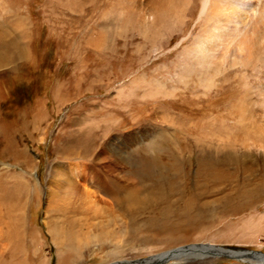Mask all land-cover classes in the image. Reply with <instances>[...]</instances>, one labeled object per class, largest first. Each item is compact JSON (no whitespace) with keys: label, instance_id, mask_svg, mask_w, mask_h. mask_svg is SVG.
Segmentation results:
<instances>
[{"label":"rangeland","instance_id":"374dc122","mask_svg":"<svg viewBox=\"0 0 264 264\" xmlns=\"http://www.w3.org/2000/svg\"><path fill=\"white\" fill-rule=\"evenodd\" d=\"M117 1L0 0V264H135L195 244L264 254V137L242 148L253 121L236 108L249 86L263 127V51L248 67L204 63L195 9L181 31ZM56 164L94 214L46 209ZM192 260L171 264H258Z\"/></svg>","mask_w":264,"mask_h":264},{"label":"bare ground","instance_id":"6f19581e","mask_svg":"<svg viewBox=\"0 0 264 264\" xmlns=\"http://www.w3.org/2000/svg\"><path fill=\"white\" fill-rule=\"evenodd\" d=\"M123 3L129 5L126 11L125 9L127 6L122 9V15L126 14L127 18L129 15H133L136 17L137 21L142 24L146 23L147 25L151 24L154 26V24L159 23L161 28L181 29V31L189 16L188 14L195 9L198 14L197 19L201 22L198 33L193 36V33L189 32L188 37H184L181 42L193 36L191 43H196L195 47L198 48V52L201 53L204 63L211 62L209 58L215 55V53H218V57H221L220 59L222 61L223 59L231 60L233 65L240 64L244 67H248L253 63L255 64V60L256 63L261 60L257 56V53L261 50L263 51V56H261V58L263 57L264 60V0H124L123 2L122 0H118L115 5L120 6ZM199 46L202 47L200 48ZM242 87L243 96L237 100L236 107L239 114L238 123L251 124V121L253 122L250 125L252 126L250 130L246 129V132L242 134L244 137L242 138L243 141L241 146L244 149H246L247 145H251L250 148H258L261 145H259L261 138L264 137V125L261 127L260 124H256L255 120H252L253 116L250 113L247 116V112L252 109L250 105L245 102L250 88L247 85ZM259 105L264 110V94H260L259 96ZM243 156L244 159L250 160V153L248 151L246 154H243ZM49 177L52 182L51 185L53 186H48L47 189L45 199L47 210L57 208L63 211L71 207L72 210L77 213H83V211L86 210H91L93 214L95 213V207L92 206L94 209L88 208V206L86 208L78 204V201L82 199H80L81 197H79L77 193L75 194L74 189L77 188V184L75 180L69 177L65 166L61 164L54 165V168H52L49 173ZM100 180L101 179L97 177L96 183H98V181L100 183ZM123 189H125V187ZM64 190H66L65 193ZM127 192V195L124 197H129L137 193L134 188ZM70 198L73 199V201L67 200ZM206 246L212 248L208 249ZM216 247L220 246L195 244L179 247L134 263L144 264L150 261H156V263L161 261L160 263H166L168 260L169 262L172 261L168 263L171 264L175 262H187L192 259V261L203 260L209 257L223 259L224 257L205 256L199 252L206 249L209 251H216L214 250ZM230 249L231 251L229 254L232 255L231 259H241L243 256L250 259V261H246L248 263L258 262V264H261L262 262L264 264V256L255 254L256 251H245L232 247ZM124 262L125 261L115 262L112 264H123Z\"/></svg>","mask_w":264,"mask_h":264},{"label":"water","instance_id":"95a60500","mask_svg":"<svg viewBox=\"0 0 264 264\" xmlns=\"http://www.w3.org/2000/svg\"><path fill=\"white\" fill-rule=\"evenodd\" d=\"M208 249L212 248V247H208L206 246ZM231 247L225 246V247H216L214 250L216 251H209V250H202L199 251L202 255L205 256H219V257H224V258H231L232 255L229 254V252L231 251L230 249ZM233 251V249H232ZM255 254L264 256V254H262L261 252L256 251ZM234 257V256H233Z\"/></svg>","mask_w":264,"mask_h":264}]
</instances>
